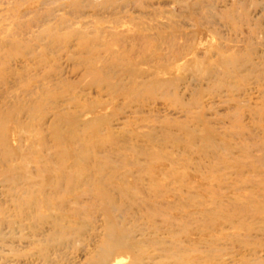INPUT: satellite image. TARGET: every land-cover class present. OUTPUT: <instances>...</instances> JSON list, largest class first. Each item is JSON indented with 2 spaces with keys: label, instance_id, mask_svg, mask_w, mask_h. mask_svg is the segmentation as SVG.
Returning <instances> with one entry per match:
<instances>
[{
  "label": "rangeland",
  "instance_id": "374dc122",
  "mask_svg": "<svg viewBox=\"0 0 264 264\" xmlns=\"http://www.w3.org/2000/svg\"><path fill=\"white\" fill-rule=\"evenodd\" d=\"M0 264H264V0H0Z\"/></svg>",
  "mask_w": 264,
  "mask_h": 264
}]
</instances>
